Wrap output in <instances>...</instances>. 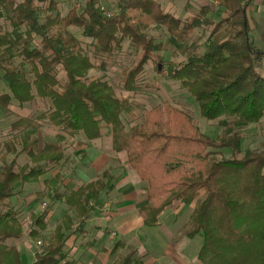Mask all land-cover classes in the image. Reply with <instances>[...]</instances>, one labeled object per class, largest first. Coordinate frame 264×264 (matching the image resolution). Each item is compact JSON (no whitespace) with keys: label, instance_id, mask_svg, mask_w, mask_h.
I'll return each mask as SVG.
<instances>
[{"label":"trees","instance_id":"1","mask_svg":"<svg viewBox=\"0 0 264 264\" xmlns=\"http://www.w3.org/2000/svg\"><path fill=\"white\" fill-rule=\"evenodd\" d=\"M84 1L80 10L62 17L55 15L57 0H0V115L11 131V139L0 142V264H22L11 242L22 240L26 229L12 199L21 187L39 183L54 170L59 173L44 183L50 204L32 215L28 230L38 239L48 230L51 206L66 204L69 213L34 262L63 264L69 240L114 190L115 178L105 171L64 192L62 163L72 139L82 136L92 143L104 131L113 151L125 153L129 169L146 184L147 200L138 209L145 227H157L173 205L191 206L203 195L183 235L202 237L201 264H264V145L239 159L241 131L264 119V39L254 38L248 16L255 0H220L227 16L219 22L211 18L210 7L184 21L157 0H120L114 15H107L98 0ZM2 20L11 30L3 29ZM211 26L200 53L189 40L197 29ZM151 27L165 28L166 44L183 55V61L168 65V78L194 99L203 119L219 122L224 133L217 139L170 106L147 112L139 125L127 129L124 115L135 113L131 101L118 97L103 78L89 79L130 42L141 57L123 71L122 86L127 93L138 92L146 67L161 62L166 50L149 36ZM99 60L102 66L95 64ZM36 101L49 104L48 111L11 119L13 105L23 108ZM43 122L61 132L55 141H43ZM218 151H230L232 158L219 160L213 154ZM23 157L27 162L21 164Z\"/></svg>","mask_w":264,"mask_h":264},{"label":"rangeland","instance_id":"2","mask_svg":"<svg viewBox=\"0 0 264 264\" xmlns=\"http://www.w3.org/2000/svg\"><path fill=\"white\" fill-rule=\"evenodd\" d=\"M19 2L20 0H16ZM114 3L111 2V0H98V6L102 9L103 11L106 12L107 15H114L118 11V7L116 4V0H113ZM85 3L84 0H57V12L55 15L58 13L62 17L66 16L73 8H77L80 10L81 6H83ZM162 3V1H160ZM173 3V2H172ZM49 3H46L44 5L45 8L48 7ZM114 4V6H113ZM169 6L171 5V1H167L165 3ZM218 8H220V11H217V13H214L215 15H218L217 17V22L220 20L226 18V12L224 9L221 8L220 4L216 5ZM254 6V5H253ZM164 7V6H163ZM108 8V9H107ZM253 8V7H252ZM250 9L249 12V17H250V24L253 28V36L257 40H261L262 38L264 39V13H261L259 10H257V7L255 6V9L252 10ZM167 9V8H166ZM167 12L171 13L172 15L176 16L179 18L178 14H174L170 12L167 9ZM214 14L211 18L214 17ZM195 16V14H188V16H184V21L188 20L190 18ZM219 20V21H218ZM1 25L3 26L4 30H11L10 26L6 21L2 20ZM72 32H77L76 29H70ZM214 30V26L211 27H202L200 29H197L194 34L192 35L191 39L189 40V45H195L197 46L195 49L198 52H204L205 47L208 42V38L210 37L211 33ZM149 36L152 38L156 39V41H160L163 44H166L169 39V34L165 28H160V27H151L148 31ZM86 45L91 44V40L87 39L85 40ZM166 50L160 53V56L162 57V61L159 63H154L151 62L145 69L143 75L141 76L139 80V85H140V90L136 93H127L123 90L122 86V81H123V71L125 69H131L136 65L138 60L141 57V53L138 52L130 42H126L123 46V50L119 52L116 56V60H110L107 63L106 69H101L98 68L96 70H93L90 72L89 79L90 80H95V79H101L103 78L104 80L108 81L115 89L116 94L118 97L122 99H128L131 101L133 107H134V116H129V115H124L123 121L125 123V126L127 129H130L136 125H139L144 118V115L157 108V107H166L170 106L175 109H178L180 111H183L187 113L193 120L194 124L200 129L201 133L211 137L213 139H217L224 133V129L219 126V122H212V121H207L201 117L199 107L197 103L194 101V99L188 94L186 90H184L181 85L177 82L171 81L168 78L167 71H168V65L169 64H178L179 62L184 60V57L181 53L177 52L173 47L170 45H165ZM87 48V47H86ZM88 49V48H87ZM103 61L99 60L95 62L98 66H102ZM60 78L65 79V74L60 71ZM49 109V104L42 102V101H36L31 104H26L23 108L20 106L13 105L11 107L12 110V115L11 119H13L15 116H20V117H33L35 114L38 116L39 114L47 112ZM2 115H0V142H5L11 139V131L9 128L6 127L4 124V121H2ZM2 119V120H1ZM15 119V118H14ZM108 131H104V136L103 140L107 139V148H109L108 143L110 142L109 139V134H107ZM61 132L58 129H54L50 126L47 125L46 122H43V130L41 131V137L43 141L46 140H52L55 141L57 139V136ZM32 136H37V135H32ZM241 137H242V153L239 155V159H242L245 155V152L247 150L251 151H256L259 152L263 150V145H264V119L260 124L257 125H252L245 130L241 131ZM104 147H106L104 145ZM103 147V148H104ZM72 148L67 149V157L70 159V165H66L62 171V178L63 180L67 181L70 180L69 184H63L64 187L62 190L64 192H67L68 190H73L77 189L83 185H86L90 183L91 181H95L98 179L99 175L97 172H94L89 176V180H82L79 178L77 174L74 173L72 175V170L74 168L75 163L73 164L72 162H76L77 158L79 159V156L76 155L73 157L72 155ZM213 152V151H212ZM125 154V153H124ZM217 159L222 160V159H231L232 158V153L230 151H218L213 153ZM126 156V154H125ZM123 156L122 159L120 160L121 165L129 169L127 165V156ZM9 158L12 160L11 157ZM19 162L23 164L24 162H27L25 157L23 159H20ZM115 165L118 166V164L115 162ZM2 164H0L1 168ZM132 171V170H130ZM115 176L118 175L117 173L114 174ZM71 176V177H70ZM132 176L131 180H136L137 183V191L139 195H141V200L142 203L143 201L146 202V184L143 183L136 172L132 171ZM70 177V179H69ZM61 178V179H62ZM62 180V183L64 182ZM61 184V183H60ZM61 190V191H62ZM51 191V190H50ZM25 192H28L25 189ZM108 196H105V201L106 202H111L112 199L110 198L109 194ZM112 196H115L111 194ZM44 197H40L38 199V205L40 208V213H42L44 210H42V206L46 204H50V192L49 189H46L45 192L43 193ZM116 197V196H115ZM114 197V198H115ZM203 199V195H201L200 199L196 201L191 206H183L181 204H175L168 210L164 212V214L160 217V222L159 224H162L164 220L170 216H172L174 213H176L179 209L185 208V211H183L182 216L178 220V225L177 228L179 229L178 235L176 237L178 242L180 244H189V250H190V257L197 259V255L201 249L202 246V237H197L194 240H189L186 241V238L183 236L185 235V231L187 230L188 224L190 223L191 217L193 210L199 205L201 200ZM141 203V202H140ZM48 206V205H47ZM46 206V208H47ZM50 206V205H49ZM54 205L51 206V211L53 210ZM12 207L20 212V205H14L12 204ZM109 208L110 207H105V210H108L106 213H109ZM51 213V212H50ZM28 217H31V214L28 215ZM27 219V218H26ZM29 220H25L23 223L27 224L25 225V229L28 230L27 227H29ZM54 227V225L52 226ZM54 233V231H53ZM53 233L51 234L50 229L44 235H41L38 239H29L33 243L34 250L37 252L43 242L48 241L52 236ZM159 233V230L156 228H147L142 226V232L138 233L136 235V238L131 237L130 239L127 240H122L119 241V235L115 233L114 231L107 234L108 237L110 238L107 239L108 243L110 246H115L116 247V253H121L123 256H132L131 258L134 259L133 261L139 262L141 260H144L145 253L140 250V247L146 243V235L152 239L155 238V235ZM113 234V235H112ZM29 237V236H28ZM156 239V238H155ZM149 240V239H148ZM119 241V242H118ZM65 255V261L67 260H77L74 259V252L71 251H66ZM137 253V254H136ZM78 253V256L79 257ZM103 256V255H102ZM116 256L114 260H116ZM124 258H119L118 263L123 264ZM33 261V256L29 255L26 256V263L31 264Z\"/></svg>","mask_w":264,"mask_h":264},{"label":"crops","instance_id":"3","mask_svg":"<svg viewBox=\"0 0 264 264\" xmlns=\"http://www.w3.org/2000/svg\"><path fill=\"white\" fill-rule=\"evenodd\" d=\"M157 1L159 3L162 1L160 4L162 7L164 6L163 9L166 12L168 9L170 12L178 14L181 20H184V16H188V14L197 15L204 7H210L212 9V16L214 13H217V11H220V8L216 6L220 4V0ZM167 1H171L172 6H170V8L165 4ZM111 2L114 3L113 0H111ZM119 2L120 0H116L117 7ZM255 6L257 10L264 13V0H255L251 6V8L253 7L252 10L255 9ZM217 17L218 15L214 14V21H217ZM109 139V148H107V142H105L107 139L104 141L103 138L88 143L80 136L72 139L69 144V148L73 146V157L76 155L79 156L76 162H72L73 164L75 163L72 173L77 174L82 180H89V176L94 172L100 175L105 171H109L115 178V182L113 184L114 190L109 194L112 201L106 202L104 197L89 219L82 224V229H80L79 233L75 234L68 242L67 249L75 253L74 259L77 260H67L64 264H119V258H124L123 264H125L127 260H131L128 264H201L198 259L199 253L197 259H195V257L191 258L189 255V244H180L177 240L178 237H176L179 231L177 228L179 224L178 220L182 216L183 211H185V208L179 209L172 216L166 218L162 224L155 227L159 230V233L155 235L156 239H153V237L151 239L146 235V243L140 247V250L145 253V255H143L144 260L135 262L133 261L134 259L131 258L133 255L131 257L128 255L123 256L120 252L116 253L117 250L115 246L113 247L107 244V239L110 238L107 234L113 231L119 235V241L127 240L131 237L136 238V235L142 232L144 223L138 214V209L145 203V201L142 203L140 199L141 195H139L137 191L136 186L138 182H136V180H131L133 177L132 171H130L126 165L125 167L121 165L120 160L125 154L115 153L112 149L111 137H109ZM104 145L106 147H104ZM69 160L70 159L67 157V160L62 163L63 168L66 165H70ZM115 162L118 166L115 165ZM58 173V170H54L46 175V177L42 178L39 183L28 184L20 188L17 195L12 199V204L20 205L21 209L19 216L22 222L29 220L27 222L30 224L32 215L41 214L38 199L46 190L44 183L46 180H52ZM115 173L118 175L115 176ZM69 182L70 180H67L65 184H69ZM25 189L28 192H25ZM53 207L48 218V231L50 229L51 234L60 224L64 215L69 213V207L64 203H55ZM105 207H110L108 214L106 213L108 210H105ZM30 214L31 217H28ZM25 225L27 224L25 223L24 226ZM53 225L54 227H52ZM29 239H32V237H30V232L29 230H25V235L22 240L11 242V244L16 246L22 264H27L26 256L29 255L33 256L31 264L35 262V255L37 252L34 250L32 241ZM189 240L190 239L186 238V241L189 242ZM78 253H80L79 257H77ZM115 256L117 257V262L114 260Z\"/></svg>","mask_w":264,"mask_h":264},{"label":"built area","instance_id":"4","mask_svg":"<svg viewBox=\"0 0 264 264\" xmlns=\"http://www.w3.org/2000/svg\"><path fill=\"white\" fill-rule=\"evenodd\" d=\"M45 209H46V205H43V206H42V210H45Z\"/></svg>","mask_w":264,"mask_h":264}]
</instances>
